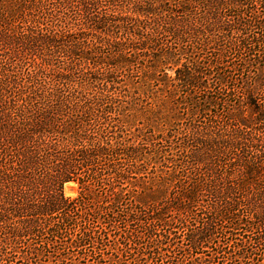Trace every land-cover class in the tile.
<instances>
[{"label":"trees","instance_id":"16d2710c","mask_svg":"<svg viewBox=\"0 0 264 264\" xmlns=\"http://www.w3.org/2000/svg\"><path fill=\"white\" fill-rule=\"evenodd\" d=\"M0 264H264V0H0Z\"/></svg>","mask_w":264,"mask_h":264},{"label":"rangeland","instance_id":"374dc122","mask_svg":"<svg viewBox=\"0 0 264 264\" xmlns=\"http://www.w3.org/2000/svg\"><path fill=\"white\" fill-rule=\"evenodd\" d=\"M71 184L72 185H68L66 189H64L65 184L63 185V194L65 197L74 198L77 196V193H78L77 185L75 183H71ZM239 237L246 238V236H239Z\"/></svg>","mask_w":264,"mask_h":264},{"label":"bare ground","instance_id":"6f19581e","mask_svg":"<svg viewBox=\"0 0 264 264\" xmlns=\"http://www.w3.org/2000/svg\"><path fill=\"white\" fill-rule=\"evenodd\" d=\"M68 185H72V184H71V183L65 184L64 189H66V187H67Z\"/></svg>","mask_w":264,"mask_h":264}]
</instances>
